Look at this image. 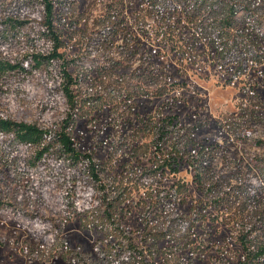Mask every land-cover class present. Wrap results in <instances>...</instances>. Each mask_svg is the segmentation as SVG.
<instances>
[{
  "label": "rangeland",
  "instance_id": "rangeland-1",
  "mask_svg": "<svg viewBox=\"0 0 264 264\" xmlns=\"http://www.w3.org/2000/svg\"><path fill=\"white\" fill-rule=\"evenodd\" d=\"M28 1L0 0L3 60L54 47ZM53 1L101 179L0 133V264H264V0ZM57 72L0 74V116L60 130Z\"/></svg>",
  "mask_w": 264,
  "mask_h": 264
},
{
  "label": "trees",
  "instance_id": "trees-1",
  "mask_svg": "<svg viewBox=\"0 0 264 264\" xmlns=\"http://www.w3.org/2000/svg\"><path fill=\"white\" fill-rule=\"evenodd\" d=\"M29 1L24 3L27 9L30 7ZM34 1L38 2V4L42 6V13L39 14L38 19H36L42 26L40 36L41 38L53 41L54 47L49 53H43L42 51L32 52L28 57L22 59L21 61L14 62L0 58V74L12 72L30 74L34 70L39 69L46 64L54 62L57 63V78L61 93L67 104L66 117L63 119L61 129L53 131L42 128L36 123L18 121L0 116V133L11 134L13 139L21 145L35 147L36 153L31 161L32 165H43V161L46 157H50V159H54L55 161L65 160L68 162L70 167L74 169L77 168L76 170L78 174H82L84 171L94 182H98L101 179L99 167L90 154L82 153L77 149L75 141L69 131V127L74 121L75 106L77 104V95L73 88L77 79L69 70V60L59 51L60 39L55 29L54 1ZM242 5V10L248 11L249 7L247 4ZM235 6L236 2L231 1V5L229 6L231 15L236 13L237 9ZM31 20L32 19H21L20 17L10 16L7 18L6 22H9L10 28L13 32H15L14 38H19L18 32L23 27H26ZM223 22L229 24V19L226 18ZM260 23L264 24V19H262ZM262 33H264V31H262ZM1 37L4 39L1 41L0 45L5 42H9L11 39L10 36L2 32L0 26V38ZM262 142H264V140ZM79 169H82L83 171ZM91 194L93 196L95 194V190L92 189ZM91 198L92 197H90V199ZM28 218L34 220L36 219V216L30 213Z\"/></svg>",
  "mask_w": 264,
  "mask_h": 264
}]
</instances>
